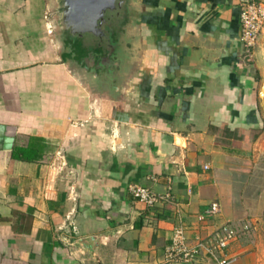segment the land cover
Listing matches in <instances>:
<instances>
[{
  "label": "crops",
  "instance_id": "1",
  "mask_svg": "<svg viewBox=\"0 0 264 264\" xmlns=\"http://www.w3.org/2000/svg\"><path fill=\"white\" fill-rule=\"evenodd\" d=\"M247 1L142 0L134 55L111 74L64 50L49 0H0V264H169L176 227L194 246L235 223L218 163L264 127ZM133 185L173 201L149 208ZM99 235L92 253L78 244ZM240 243L233 264H256Z\"/></svg>",
  "mask_w": 264,
  "mask_h": 264
},
{
  "label": "rangeland",
  "instance_id": "2",
  "mask_svg": "<svg viewBox=\"0 0 264 264\" xmlns=\"http://www.w3.org/2000/svg\"><path fill=\"white\" fill-rule=\"evenodd\" d=\"M242 137L240 143L224 147L215 177L218 201L222 200L231 220L252 224L239 245L245 254L256 255V264H264V127Z\"/></svg>",
  "mask_w": 264,
  "mask_h": 264
},
{
  "label": "built area",
  "instance_id": "3",
  "mask_svg": "<svg viewBox=\"0 0 264 264\" xmlns=\"http://www.w3.org/2000/svg\"><path fill=\"white\" fill-rule=\"evenodd\" d=\"M240 22L242 43L248 49L255 48L264 37V3L257 0H248L244 3ZM130 190L135 199L149 208H155L160 204L173 201L170 193L159 194L147 187L133 185ZM221 214L222 208L218 202L212 203L206 212L208 216H221ZM252 227L251 223L224 222L215 232L211 242L199 241L192 246L188 241L185 227L178 226L174 230L171 244L165 250V262L169 264L196 263L206 252L215 256L219 264H233L236 257L231 253L232 246L242 242L250 234Z\"/></svg>",
  "mask_w": 264,
  "mask_h": 264
},
{
  "label": "flooded vegetation",
  "instance_id": "4",
  "mask_svg": "<svg viewBox=\"0 0 264 264\" xmlns=\"http://www.w3.org/2000/svg\"><path fill=\"white\" fill-rule=\"evenodd\" d=\"M107 10L103 19L99 20L95 33L72 34L63 31L58 25L59 10L51 11L53 20V33L62 40L64 50L71 56H80L87 65L97 64L100 69H110L114 74L115 68L125 63L134 55L138 43L136 28L128 27L126 8L119 6ZM130 30V32H128Z\"/></svg>",
  "mask_w": 264,
  "mask_h": 264
},
{
  "label": "water",
  "instance_id": "5",
  "mask_svg": "<svg viewBox=\"0 0 264 264\" xmlns=\"http://www.w3.org/2000/svg\"><path fill=\"white\" fill-rule=\"evenodd\" d=\"M118 1L121 2L119 6L127 10L128 27L137 29L142 16V0H49V10H59L58 25L64 32L68 31L74 35L95 33L99 20L103 19L104 21L105 12L115 9ZM263 89L264 81L260 92V103L264 113ZM101 239L102 236L100 235L84 238L79 240L78 244L92 253Z\"/></svg>",
  "mask_w": 264,
  "mask_h": 264
},
{
  "label": "trees",
  "instance_id": "6",
  "mask_svg": "<svg viewBox=\"0 0 264 264\" xmlns=\"http://www.w3.org/2000/svg\"><path fill=\"white\" fill-rule=\"evenodd\" d=\"M232 223H234V222H232ZM238 223H240V222H235L234 224H238ZM240 224H242V223H240ZM245 238H246V237H245ZM245 238H244V239H245Z\"/></svg>",
  "mask_w": 264,
  "mask_h": 264
}]
</instances>
